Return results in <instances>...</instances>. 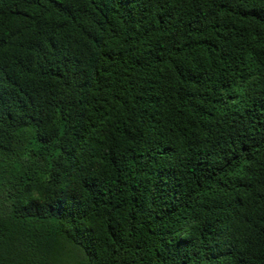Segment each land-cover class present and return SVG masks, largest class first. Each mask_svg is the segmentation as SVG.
Segmentation results:
<instances>
[{
	"label": "trees",
	"instance_id": "1",
	"mask_svg": "<svg viewBox=\"0 0 264 264\" xmlns=\"http://www.w3.org/2000/svg\"><path fill=\"white\" fill-rule=\"evenodd\" d=\"M0 264H264V0H0Z\"/></svg>",
	"mask_w": 264,
	"mask_h": 264
}]
</instances>
